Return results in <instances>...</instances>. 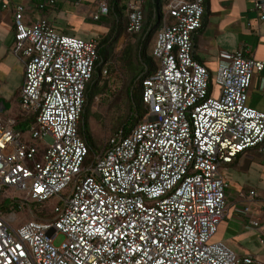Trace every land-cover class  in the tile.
<instances>
[{
	"label": "built area",
	"instance_id": "built-area-1",
	"mask_svg": "<svg viewBox=\"0 0 264 264\" xmlns=\"http://www.w3.org/2000/svg\"><path fill=\"white\" fill-rule=\"evenodd\" d=\"M145 1L128 2L131 33L143 29ZM0 4L14 8V52L25 59L21 111L37 114L22 132L0 113V201L6 188L24 191L11 199L17 208L0 207V264H262L214 236L227 210L222 167L247 149L264 156V112L248 102L264 61L223 51L211 85L194 55L205 0L166 1L153 45L159 67L143 79L148 113L93 160L79 122L100 37L58 31L45 16L28 22L25 4ZM34 201L45 215L33 214Z\"/></svg>",
	"mask_w": 264,
	"mask_h": 264
},
{
	"label": "crops",
	"instance_id": "crops-1",
	"mask_svg": "<svg viewBox=\"0 0 264 264\" xmlns=\"http://www.w3.org/2000/svg\"><path fill=\"white\" fill-rule=\"evenodd\" d=\"M9 1L27 6L28 22L45 16L56 25L48 14L54 12L49 11L51 8L46 11L39 9L38 4L43 0ZM81 1L77 0V4L81 5ZM107 1L104 3L108 4ZM207 1L206 23L193 36L195 57L213 72L221 62L223 51L234 53L243 48L247 55L264 61V6L262 9L257 6V2L264 4V0ZM144 4L148 11L152 0H146ZM57 5L61 7L62 2L58 0ZM106 24L109 26L108 22ZM14 47V8H3L0 4V113L17 117L21 113L20 95L26 67L24 57L17 55ZM248 102L264 112V69L254 74ZM248 156H255V153L250 151L244 158ZM262 160L264 161V156ZM224 175L228 180V175ZM251 189H256L258 195L251 197ZM246 207L249 210H245ZM257 218L261 223L264 222V183L239 182L233 185L229 181L226 214L220 221L214 238L225 240L240 256L252 255L255 260L264 264V242L260 241L264 229L251 222Z\"/></svg>",
	"mask_w": 264,
	"mask_h": 264
},
{
	"label": "trees",
	"instance_id": "trees-1",
	"mask_svg": "<svg viewBox=\"0 0 264 264\" xmlns=\"http://www.w3.org/2000/svg\"><path fill=\"white\" fill-rule=\"evenodd\" d=\"M166 1L167 0H152V5L148 11L144 4L143 29L139 32L133 33L128 31L129 0L107 1L108 10L102 14V17H106V22L109 23V30L104 36L100 37L99 58L97 60L95 71L93 72V77L86 88V101L79 122V132L90 147L89 154L92 150L94 151V155H96L108 147V139L103 148L100 149L93 136L90 127V116L93 115L91 105L93 99L96 96L103 94V91L108 89L113 83L112 72L120 66L115 61H109V54L112 51L113 45L124 36L128 38H126L125 45L120 52L123 65L120 70L125 75H129V79L127 80L128 83L126 82L125 84V93L128 98V109L118 119L115 130L110 135L115 134L119 130H122L124 134H129L132 129L146 117L148 113V104L143 99V79L154 73L159 67V62L153 55V45L156 40L158 29L164 22V5ZM57 2L58 0H53L49 4L46 0H43L38 4V7L42 11H46L50 8L51 4L55 5ZM207 4L208 1L205 0L206 10L208 11ZM206 15L207 13L205 12L203 25L206 23ZM171 19L172 18L169 17V20ZM49 21L51 22L50 19ZM54 27L59 30L56 25H54ZM150 49H152V52H150ZM104 68H108L109 70V73L106 75L103 74ZM214 74L215 72L211 71V85L214 84ZM36 116L37 114L25 115L21 111L16 117V126L22 130V132H28L32 125H36ZM248 152H250V149L239 154L237 158L228 165H235L239 160L243 159ZM89 154L88 159L91 158ZM33 204H43L45 205L44 208H46V204L35 201L29 202V206L33 209L34 215L42 216L46 214L42 212L43 208L42 210L37 209ZM0 207L11 209L13 207L17 208L18 206L17 204H14L12 200L7 201L3 199L0 201Z\"/></svg>",
	"mask_w": 264,
	"mask_h": 264
},
{
	"label": "rangeland",
	"instance_id": "rangeland-1",
	"mask_svg": "<svg viewBox=\"0 0 264 264\" xmlns=\"http://www.w3.org/2000/svg\"><path fill=\"white\" fill-rule=\"evenodd\" d=\"M50 4V0H46ZM62 2L61 7L57 4H51L50 10L54 12L48 13L51 19L55 22L58 31L76 35L82 38H92L104 36L109 26L106 24V17L95 19V15L99 13L101 5L106 0H82L81 5L77 4V0H59ZM58 6V8H57ZM126 38H120L112 51L109 54V61L117 62L118 69L112 72L113 83L108 89L103 91V94L96 96L91 105L92 114L90 116V127L96 143L100 149L105 145L108 137L115 130L118 119L128 109V98L126 97L125 89L126 82L128 83L129 75L121 72L122 60L121 50L125 45ZM152 52V49H150ZM216 71V70H215ZM214 71V72H215ZM255 156L243 158L236 166L224 165L222 170L228 175V180L231 184L239 182H248L250 184L264 183V161L262 155L256 150L250 149ZM94 151H90V159L95 157ZM93 156V157H92ZM24 191L17 188H6L2 199L11 200L14 197L22 198ZM37 209H44L43 204H33ZM52 206V204H50ZM23 216V214H22ZM56 243L59 244L64 240V235L60 234L56 237Z\"/></svg>",
	"mask_w": 264,
	"mask_h": 264
}]
</instances>
